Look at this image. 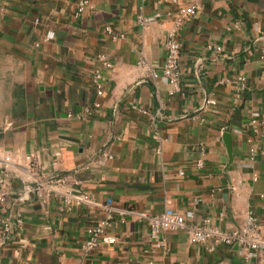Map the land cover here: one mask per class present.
<instances>
[{
    "label": "crops",
    "instance_id": "crops-1",
    "mask_svg": "<svg viewBox=\"0 0 264 264\" xmlns=\"http://www.w3.org/2000/svg\"><path fill=\"white\" fill-rule=\"evenodd\" d=\"M189 5L198 11L178 33L183 75L172 92L137 63L163 67L173 14ZM106 26L124 38L112 40ZM263 49L264 0H0V159L9 158L0 181L10 190L0 218L23 221L8 237L0 226V264H242L241 247L210 252L186 231H231L251 211L264 237ZM27 155L45 176L72 174L75 185L60 190L90 202L74 199L69 211L61 196L37 202L26 193ZM107 200L116 242L83 254ZM166 208L185 228L157 247L139 215Z\"/></svg>",
    "mask_w": 264,
    "mask_h": 264
},
{
    "label": "built area",
    "instance_id": "built-area-1",
    "mask_svg": "<svg viewBox=\"0 0 264 264\" xmlns=\"http://www.w3.org/2000/svg\"><path fill=\"white\" fill-rule=\"evenodd\" d=\"M157 3H161L166 0H153ZM87 5V1H81L77 7V15L83 12ZM198 11L197 5H189L179 7L173 14L174 28L167 33L165 40V60L161 69L155 70L145 61L140 59L137 66L142 71V74L146 78L152 80L163 78L171 86L172 92L179 91L180 82L182 79V68L180 65L181 49L178 40V33L182 25L190 18H193ZM37 22V20L35 21ZM137 23L145 27L148 23L146 19L139 16ZM105 33L112 39H123V34H116L109 26L104 28ZM264 53V49H263ZM102 66L106 69L111 68V64L103 57L99 58ZM92 84L96 89L98 96L102 95V83L101 75L99 72H95L92 76ZM241 89V88H239ZM212 100H206L205 106L212 105ZM254 123V122H252ZM255 156L251 153V158ZM29 167V179L33 182V187H29L26 193L33 194L37 202L42 205H46L50 197L61 196L63 200V209L69 211L73 205L72 201L75 199L78 202L89 203V197L86 193L75 197L69 191L60 190L61 187L74 186L75 180L72 174H63L57 178H51L45 176V167L39 165L34 157L27 155L25 157ZM9 158L0 159V171L7 169ZM56 163H53L55 166ZM196 166L198 168L203 167L202 160L197 161ZM182 176L183 172H179ZM70 186V187H71ZM9 186L6 181H0V203H4L9 197ZM262 198V208L264 209V196ZM111 200H107L104 205L105 217L99 220L94 226L89 228L86 233V239L81 245L83 254H89L98 250L102 246L113 245L116 242V238L108 233L111 226ZM145 222L151 238L157 241V247L163 246L161 235L170 231H178L185 228V219L174 212L172 209L166 208L160 213H142L139 215ZM22 219L18 214L4 213L0 218V226L2 233L8 237L15 231L21 228ZM187 238L192 245L206 246V250L213 252L215 248L225 245H236L244 249V255L242 257V264H264V237L260 232V224L253 212L248 211L244 218L243 224L238 228L231 231H222L216 226H210L209 224L194 225L187 229Z\"/></svg>",
    "mask_w": 264,
    "mask_h": 264
},
{
    "label": "water",
    "instance_id": "water-1",
    "mask_svg": "<svg viewBox=\"0 0 264 264\" xmlns=\"http://www.w3.org/2000/svg\"><path fill=\"white\" fill-rule=\"evenodd\" d=\"M223 139H224V143L227 147V150H228V153H229V156H231V152H230V143H229V135L227 133H224L222 135Z\"/></svg>",
    "mask_w": 264,
    "mask_h": 264
}]
</instances>
